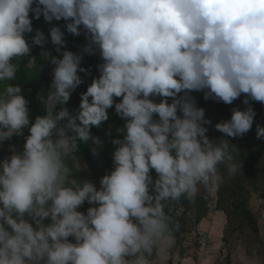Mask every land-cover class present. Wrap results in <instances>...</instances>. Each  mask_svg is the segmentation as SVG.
Instances as JSON below:
<instances>
[{
	"label": "clouds",
	"instance_id": "1",
	"mask_svg": "<svg viewBox=\"0 0 264 264\" xmlns=\"http://www.w3.org/2000/svg\"><path fill=\"white\" fill-rule=\"evenodd\" d=\"M41 15L63 19L75 35L82 28L103 62L72 115L57 105L87 70L72 51L51 57L46 112L33 121L21 87L9 81ZM63 37L50 29L58 52ZM47 39L36 30L32 44ZM0 85V142L28 128L23 150L10 146L0 161V264H151L176 243L174 206L241 169L227 138L251 130L250 101L264 103V0H0ZM193 91L226 104L244 94L248 107L218 122L223 138L212 140ZM113 106L123 137L112 141L114 168L97 188L78 181L68 161L79 141L102 144L91 128Z\"/></svg>",
	"mask_w": 264,
	"mask_h": 264
},
{
	"label": "trees",
	"instance_id": "2",
	"mask_svg": "<svg viewBox=\"0 0 264 264\" xmlns=\"http://www.w3.org/2000/svg\"><path fill=\"white\" fill-rule=\"evenodd\" d=\"M33 6L35 7V4ZM29 15L32 17L33 14L30 12ZM66 23L63 19H53L51 22H47L43 15L39 19L32 18L33 31L25 34L31 51L18 61L17 77L15 80L9 81V83L21 87V94L28 101L29 116L33 121L37 116L44 115L46 112L45 101L51 90L53 69L55 67L51 63V57L61 58L63 51H72L81 56V67L87 70V72L78 73L83 82L71 93L66 104L57 105V110L66 107L70 114L75 115L79 110L81 94L87 90L92 80L100 75L97 66L103 61L99 50L90 45L87 34L82 36L81 33L75 35L68 32ZM54 26L59 27L64 33L65 43L61 46L59 52L50 39V29ZM36 30L43 31L48 38L43 46L32 44V37L35 35ZM81 31H83L82 28ZM79 48L86 49V52H81ZM13 62L17 61L14 60ZM30 62H33V68L29 65ZM2 87L0 85V88ZM190 95L194 98L196 105L204 109L205 118L211 121L210 124L206 125L208 128L206 135L212 140L223 138V134L215 128L218 122L229 120L233 109L243 110L248 107L243 103L244 94H241L231 104L212 98L205 99L203 91H193ZM114 99L119 102L121 98L116 97ZM153 99L159 102L161 98L153 97ZM168 102L171 103V98H168ZM250 106L255 111L251 130L243 136L227 138L229 143L234 146L233 154L236 161L241 164V169L235 177L225 178L217 185L216 208L224 211L228 219L230 217L241 218L256 233H259L258 220L249 208L248 201L251 191L258 192L264 189V138L257 137V126L264 127V103L250 101ZM107 111L108 119L102 122L99 127L93 126L91 128L92 136L99 137L102 144L96 146L91 141H79L80 146L75 153V160L69 159L68 161L70 167L73 168V176L78 181H90L97 188L100 187L101 178L105 174H109L114 168L113 152L117 146L112 141L117 138L122 139L123 133L119 129L123 128L125 123L115 112L114 106ZM27 135L28 128L26 127L22 135H14L10 140L0 142V161L12 154L13 148L10 146H14V150L17 152L22 151ZM94 148L96 149L95 152L93 151ZM221 173L225 177L227 176L223 166H221ZM152 174L155 177L154 170H152ZM212 199L211 189L202 188L194 201L182 200L174 206V218L180 225L175 232V244L180 246L181 251L185 250L184 244L192 230V227L189 226L191 220L193 219V222L197 224L200 223L203 217L206 216ZM89 206L85 202L78 210L86 212Z\"/></svg>",
	"mask_w": 264,
	"mask_h": 264
},
{
	"label": "crops",
	"instance_id": "3",
	"mask_svg": "<svg viewBox=\"0 0 264 264\" xmlns=\"http://www.w3.org/2000/svg\"><path fill=\"white\" fill-rule=\"evenodd\" d=\"M210 189L213 196L210 208L197 229L189 234L185 250L181 251L180 246L175 244L162 255H155L153 264H264V243L246 235L226 244L228 217L216 208L217 186ZM249 201L264 241V192L258 195L252 193Z\"/></svg>",
	"mask_w": 264,
	"mask_h": 264
},
{
	"label": "rangeland",
	"instance_id": "4",
	"mask_svg": "<svg viewBox=\"0 0 264 264\" xmlns=\"http://www.w3.org/2000/svg\"><path fill=\"white\" fill-rule=\"evenodd\" d=\"M47 24V23H46ZM82 36H85L86 32L83 30L80 32ZM50 42V41H49ZM49 49V48H48ZM79 50L83 53L86 52V49H81L79 48ZM32 68L34 67V64L33 62H30L29 64ZM263 183H264V180H263ZM218 188V187H217ZM214 192V191H213ZM264 192V189L261 190V191H251L250 194H249V200H250V196L252 193L258 195V193H262ZM215 199V197H214ZM211 202L212 200L210 201V204H209V208H210V205H211ZM248 205H250V201H248ZM250 208V207H249ZM229 221L227 222L226 224V228H225V240H226V244H231L233 243L234 241L236 242L237 240L239 239H242L244 236H248V237H251L253 238V240L255 241H258L259 243H264V241L262 240L261 236H260V230H259V233H256L249 225L248 223H245L244 221L241 220V218H229L228 219ZM258 220V219H257ZM194 220L192 219L189 226L192 227V230L191 232H193V230H195L198 226L197 223L193 222ZM194 242H197V241H194Z\"/></svg>",
	"mask_w": 264,
	"mask_h": 264
},
{
	"label": "built area",
	"instance_id": "5",
	"mask_svg": "<svg viewBox=\"0 0 264 264\" xmlns=\"http://www.w3.org/2000/svg\"><path fill=\"white\" fill-rule=\"evenodd\" d=\"M196 229H197V228H196ZM154 256H155V255H154ZM154 256H153L152 259H151V264H153Z\"/></svg>",
	"mask_w": 264,
	"mask_h": 264
}]
</instances>
